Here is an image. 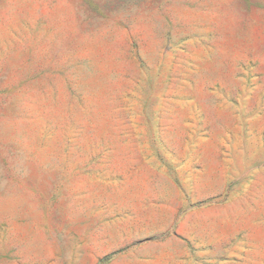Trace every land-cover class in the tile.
<instances>
[{"label": "rangeland", "instance_id": "374dc122", "mask_svg": "<svg viewBox=\"0 0 264 264\" xmlns=\"http://www.w3.org/2000/svg\"><path fill=\"white\" fill-rule=\"evenodd\" d=\"M0 264H264V0H0Z\"/></svg>", "mask_w": 264, "mask_h": 264}]
</instances>
